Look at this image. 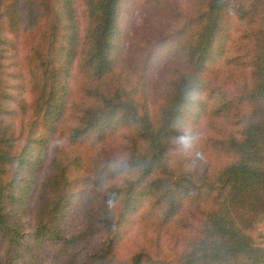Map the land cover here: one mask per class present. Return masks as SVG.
I'll use <instances>...</instances> for the list:
<instances>
[{"label":"trees","instance_id":"1","mask_svg":"<svg viewBox=\"0 0 264 264\" xmlns=\"http://www.w3.org/2000/svg\"><path fill=\"white\" fill-rule=\"evenodd\" d=\"M80 3L85 17L82 38L75 0H0V242L6 238L5 247H11L10 242L17 245L21 237L23 225L12 207L20 204L17 169L27 163L32 140L19 138L8 122L13 97L5 78L6 60L25 49L24 78L31 100L28 106H17L21 112L28 109V132L38 135L42 145L63 115L61 94L66 88L61 75L79 47L77 71L84 79V101L72 105L77 114L74 125L65 128L67 143L76 145L111 118L124 119L131 133L117 164L125 176L140 178L128 184L125 177L122 185L111 186L105 201L111 203L123 192L128 211L134 190L145 182L158 222L149 247L121 262L114 243L124 215L108 218L99 254L87 264H264L255 228L264 214V0H193L188 5L179 29L183 57L155 110L139 102L137 88L127 77L110 74L120 0ZM195 92L201 93L202 107L219 133L199 140L201 151L189 157L191 163L186 159L173 166L179 118ZM40 130L45 133L39 135ZM103 158L107 165L117 160ZM62 163L57 169L55 161L47 182L49 198L32 235L34 243L62 239L59 214L70 188V172ZM162 232L171 234L167 245L158 240ZM11 258L7 248L0 252V264H11Z\"/></svg>","mask_w":264,"mask_h":264},{"label":"rangeland","instance_id":"2","mask_svg":"<svg viewBox=\"0 0 264 264\" xmlns=\"http://www.w3.org/2000/svg\"><path fill=\"white\" fill-rule=\"evenodd\" d=\"M192 1L120 0L112 39L110 74L121 79L127 77L128 80H125L137 88L139 102L153 110L162 103L169 78L174 75L178 68L177 62L183 57L180 50L182 40L179 36L181 14L186 13ZM73 9L82 38L85 17L80 0H75ZM78 48L68 61L67 72L61 75V82L66 88L65 93L61 94L63 115L53 131L46 132L47 142L42 145L39 144L38 135H30V131L28 132V109L21 112L20 105L17 106V103L23 102L28 106L31 100L30 86L24 78L25 49L21 48L5 63L8 91L13 97L10 103L13 107L12 116L8 122L19 138L27 137L28 140L32 137L26 156L27 163L21 170L17 169L19 178L15 189L16 195L21 197L20 204L12 207V211L17 213L15 217L20 218L23 225L21 237L17 245L10 242L11 247H5L6 238L0 242V252L7 248L8 253H11V264H87L89 257L99 254L105 236L103 228L106 226H103V222L108 218L115 220L120 213L124 218L117 227L115 234L118 237L114 243L115 255L119 261L127 262L142 249H147L148 242L156 237V211L146 194L145 182L134 190L128 211L127 197L122 195L123 192L122 196L114 198L111 203L105 201V194L107 195L111 186L122 185L125 177L129 178L128 184L137 183L140 178L137 174L125 176L117 164L124 152V141L131 133L126 129L124 119L120 116L111 118L84 138L78 139L76 145L71 147L67 143L65 128L74 125L77 114V107L72 105H79L84 101V79L77 71L81 56ZM57 60L59 63L64 62L62 56ZM211 124L214 126L216 122L203 109L201 93L195 92L179 118V136L173 142L177 143V149L172 155L173 166L186 159L191 163L192 158L189 157L201 151L199 140L203 142L205 138L218 135L219 132L213 131ZM40 133L45 131L40 130L38 134ZM103 155L117 159L115 164L107 165L108 161ZM55 161L57 169L63 168L62 162L65 161L66 173L70 172V188L66 194L65 206L59 214L62 218L59 226L62 239L58 243H34L32 235L49 198L46 186L56 168ZM210 161L215 163L213 157ZM101 169L102 173L99 171ZM255 228L259 233L260 247L264 249V214L257 218ZM169 235L171 234L162 232L158 240L167 245ZM63 239L68 243H62Z\"/></svg>","mask_w":264,"mask_h":264}]
</instances>
